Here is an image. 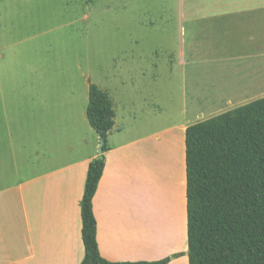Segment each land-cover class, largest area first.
Here are the masks:
<instances>
[{"label":"rangeland","instance_id":"obj_1","mask_svg":"<svg viewBox=\"0 0 264 264\" xmlns=\"http://www.w3.org/2000/svg\"><path fill=\"white\" fill-rule=\"evenodd\" d=\"M227 1L0 0V187L63 148L64 132L79 143L90 129V84L145 139L144 152L156 144L153 134L220 112L203 98L228 62L198 38L186 8Z\"/></svg>","mask_w":264,"mask_h":264},{"label":"crops","instance_id":"obj_2","mask_svg":"<svg viewBox=\"0 0 264 264\" xmlns=\"http://www.w3.org/2000/svg\"><path fill=\"white\" fill-rule=\"evenodd\" d=\"M187 8L200 26L198 38L216 45L218 60L228 62V72L217 75V87L203 98L207 108L223 109L208 115L264 98V0ZM113 110L92 199L99 254L110 263L188 264L184 135L191 125L178 121L163 138L153 134L156 144L144 152L145 139L120 124ZM198 118L196 123L210 119L203 113ZM63 138V148L42 154L28 176L0 187V264L82 261L79 204L88 165L98 159L99 136L90 127L77 145L67 131Z\"/></svg>","mask_w":264,"mask_h":264},{"label":"trees","instance_id":"obj_3","mask_svg":"<svg viewBox=\"0 0 264 264\" xmlns=\"http://www.w3.org/2000/svg\"><path fill=\"white\" fill-rule=\"evenodd\" d=\"M85 115L106 142L113 105L93 84ZM184 145L188 264H264V98L189 126ZM103 169V159L87 169L80 264H119L101 258L96 244L92 199Z\"/></svg>","mask_w":264,"mask_h":264},{"label":"water","instance_id":"obj_4","mask_svg":"<svg viewBox=\"0 0 264 264\" xmlns=\"http://www.w3.org/2000/svg\"><path fill=\"white\" fill-rule=\"evenodd\" d=\"M105 146V141L103 138H99V144H98V149H97V154H98V159L102 160L103 159V147Z\"/></svg>","mask_w":264,"mask_h":264}]
</instances>
